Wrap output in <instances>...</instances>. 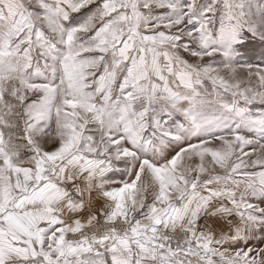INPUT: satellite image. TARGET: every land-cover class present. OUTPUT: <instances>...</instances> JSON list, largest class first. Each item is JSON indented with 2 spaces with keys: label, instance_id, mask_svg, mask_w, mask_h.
Segmentation results:
<instances>
[{
  "label": "snow or ice",
  "instance_id": "obj_1",
  "mask_svg": "<svg viewBox=\"0 0 264 264\" xmlns=\"http://www.w3.org/2000/svg\"><path fill=\"white\" fill-rule=\"evenodd\" d=\"M252 39L264 0H0V264H264Z\"/></svg>",
  "mask_w": 264,
  "mask_h": 264
},
{
  "label": "rangeland",
  "instance_id": "obj_2",
  "mask_svg": "<svg viewBox=\"0 0 264 264\" xmlns=\"http://www.w3.org/2000/svg\"><path fill=\"white\" fill-rule=\"evenodd\" d=\"M247 44H251L252 46H254V48L256 50V54H254V55L242 54L243 47ZM235 49H236V55L233 57V60L235 63H239V64L261 63V64H264V55H260V53L264 52V41H261L259 39H252L251 41H245L244 45H240V44L235 45ZM261 107H264V106L257 105L254 110L260 111Z\"/></svg>",
  "mask_w": 264,
  "mask_h": 264
},
{
  "label": "crops",
  "instance_id": "obj_3",
  "mask_svg": "<svg viewBox=\"0 0 264 264\" xmlns=\"http://www.w3.org/2000/svg\"><path fill=\"white\" fill-rule=\"evenodd\" d=\"M116 178H117V179H119L120 177H119V176H117Z\"/></svg>",
  "mask_w": 264,
  "mask_h": 264
}]
</instances>
